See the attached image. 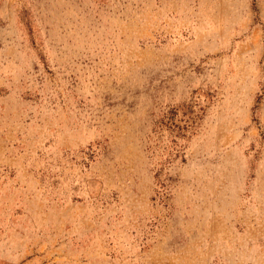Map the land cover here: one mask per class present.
<instances>
[{"label":"rangeland","instance_id":"374dc122","mask_svg":"<svg viewBox=\"0 0 264 264\" xmlns=\"http://www.w3.org/2000/svg\"><path fill=\"white\" fill-rule=\"evenodd\" d=\"M0 264H264V0H0Z\"/></svg>","mask_w":264,"mask_h":264}]
</instances>
